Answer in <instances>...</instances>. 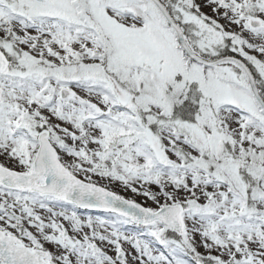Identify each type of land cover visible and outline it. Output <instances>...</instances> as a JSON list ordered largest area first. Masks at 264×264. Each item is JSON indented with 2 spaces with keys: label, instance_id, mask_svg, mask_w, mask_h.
I'll return each mask as SVG.
<instances>
[{
  "label": "snow or ice",
  "instance_id": "obj_1",
  "mask_svg": "<svg viewBox=\"0 0 264 264\" xmlns=\"http://www.w3.org/2000/svg\"><path fill=\"white\" fill-rule=\"evenodd\" d=\"M0 264H264V0H0Z\"/></svg>",
  "mask_w": 264,
  "mask_h": 264
}]
</instances>
